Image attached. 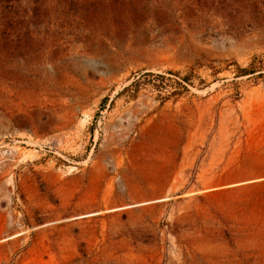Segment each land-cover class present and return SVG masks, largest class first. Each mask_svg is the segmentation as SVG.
Listing matches in <instances>:
<instances>
[{
    "label": "rangeland",
    "instance_id": "1",
    "mask_svg": "<svg viewBox=\"0 0 264 264\" xmlns=\"http://www.w3.org/2000/svg\"><path fill=\"white\" fill-rule=\"evenodd\" d=\"M0 264H264V0L1 1Z\"/></svg>",
    "mask_w": 264,
    "mask_h": 264
},
{
    "label": "trees",
    "instance_id": "2",
    "mask_svg": "<svg viewBox=\"0 0 264 264\" xmlns=\"http://www.w3.org/2000/svg\"><path fill=\"white\" fill-rule=\"evenodd\" d=\"M1 1H3V0H0V2H1ZM241 71L245 72V71H247V69H243V70H241ZM185 79H186V78H185Z\"/></svg>",
    "mask_w": 264,
    "mask_h": 264
}]
</instances>
